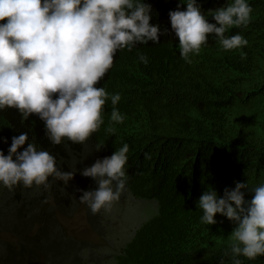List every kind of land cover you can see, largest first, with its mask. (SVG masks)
Returning a JSON list of instances; mask_svg holds the SVG:
<instances>
[{
	"label": "trees",
	"instance_id": "obj_1",
	"mask_svg": "<svg viewBox=\"0 0 264 264\" xmlns=\"http://www.w3.org/2000/svg\"><path fill=\"white\" fill-rule=\"evenodd\" d=\"M218 1L197 0L209 22H215L208 11ZM249 3V26L226 33L247 39L244 60L241 50L223 51L209 36L201 53L186 63L168 18L158 44L119 53L99 87L120 94L116 107L124 120H110L109 100L104 124L84 145H53L42 121L0 115V151L7 155L12 137L27 132L29 141L50 152L64 171L76 167L79 172L127 143L128 180L116 208L129 209L133 201L150 206L126 228L111 217L115 208L93 219L98 242H92L69 234L58 214L76 213L80 182L72 179L63 186L50 180L49 190L0 187V264H230L224 251L235 225L220 214L216 224H201L197 201L209 188L222 197L236 182H247L250 189L264 183V0ZM139 54L148 57L147 65L139 62ZM25 147L27 142L20 151ZM84 182L87 191L95 189L92 178ZM251 197L245 192V199ZM241 259L264 264V256Z\"/></svg>",
	"mask_w": 264,
	"mask_h": 264
},
{
	"label": "clouds",
	"instance_id": "obj_2",
	"mask_svg": "<svg viewBox=\"0 0 264 264\" xmlns=\"http://www.w3.org/2000/svg\"><path fill=\"white\" fill-rule=\"evenodd\" d=\"M181 5L186 8L180 9ZM210 8H215L208 11L214 23L197 0H180V4L177 0H0V115L9 114L19 122L42 121L53 145L65 141L84 145L104 124L109 100L110 120H124L116 107L120 94L99 87L119 53L158 44L166 18L178 38L180 57L188 64L201 53L209 36L223 51L247 46L242 34L226 33L249 26L253 12L249 0H220ZM239 54L246 59L245 52ZM138 58L144 65L149 62L144 54ZM107 131L115 133L113 127ZM128 152L129 145L124 143L79 172L76 167L64 171L50 152L38 149L24 132L12 137L7 155L0 151V187L49 190L50 180L67 186L74 179L80 182L78 201L85 218L88 210L92 215H110L126 187ZM84 177L96 182L94 190L87 191ZM245 192L252 194L250 200ZM197 207L203 213L201 224H216L215 216L220 214L235 225L224 251L230 264H243L241 257L264 256V183L250 189L247 182H236L222 197L209 188ZM58 214L63 221L71 217L70 209ZM88 220L98 230L96 221ZM87 254V249L81 251L82 257Z\"/></svg>",
	"mask_w": 264,
	"mask_h": 264
},
{
	"label": "rangeland",
	"instance_id": "obj_3",
	"mask_svg": "<svg viewBox=\"0 0 264 264\" xmlns=\"http://www.w3.org/2000/svg\"><path fill=\"white\" fill-rule=\"evenodd\" d=\"M88 167L86 164L84 165V168ZM93 183L96 184V182L92 179ZM121 206V204H120ZM150 207V206H149ZM147 208L146 204L141 202H135L133 201L131 204V207L129 209H125L123 211H120L114 215V217L117 218V224L119 227L126 228V226L129 223H135V219H137L139 216H142ZM116 212V211H115ZM87 214L93 219L102 216L103 214L108 213H100L97 215H92L90 210L87 211ZM95 221V220H93ZM67 226L66 230L69 234L75 233V237L78 238H85L89 239L90 241L98 242V230L90 223L88 219L84 216V209L81 207L79 208L76 213H73L71 217L65 219L64 226ZM107 231H110V224L107 222L105 226Z\"/></svg>",
	"mask_w": 264,
	"mask_h": 264
}]
</instances>
